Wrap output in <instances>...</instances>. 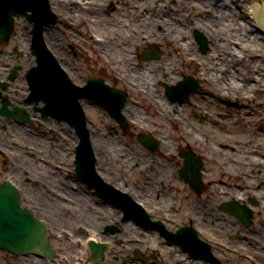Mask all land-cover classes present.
<instances>
[{
  "label": "rangeland",
  "instance_id": "obj_1",
  "mask_svg": "<svg viewBox=\"0 0 264 264\" xmlns=\"http://www.w3.org/2000/svg\"><path fill=\"white\" fill-rule=\"evenodd\" d=\"M62 1H65L67 4H50V6L57 11L56 14L59 16V22L56 27L51 26L48 28L51 34L58 37V42H52L50 44L54 54H56L59 60V64L68 73L73 82L78 85H84L89 78L104 77L112 86L118 85L122 87L130 96L129 103L134 109L133 113L127 115L129 116L128 118L135 120V125L130 123L126 127L121 128L96 102L81 100L87 115L88 129L93 133L94 138L98 139L99 143H102L108 149L109 161L111 157L115 158L116 155L122 158H119L122 164L121 167H119L118 164H115L112 168L108 167V165L102 167L105 180L116 184L121 189L127 190L132 194V192H137L136 189L144 186L145 183L146 185L148 184V178L155 167L161 168V170L164 171V176L168 182H170L169 189H171V194L175 198L174 205L169 207V210L163 213L161 212L159 217H156L157 214L155 215L153 211H150L148 206H155L156 209H158L157 204H151L142 196L136 199L133 195L134 200H140L141 203L144 202L143 205L147 206L146 208L152 216L151 220L162 222L169 232H177L179 228L176 226H180L183 223L198 228L199 224H193L188 217L190 215H197L198 208L208 207L209 211L210 205H216L219 199L222 201L226 198H221L219 196V193L223 190L221 186L216 187V189L213 187L201 195L195 193L186 186L178 176V171L183 166V159L180 157V154L186 151L191 152L203 160L209 171L219 173L221 170L216 163H220L219 160H222L221 163L224 164L226 161L224 159H219L220 155L216 154L211 147L217 148L216 145L225 136L230 138L235 136L244 137L249 141L255 140V142L264 144V99H261L263 93L260 92L255 96L250 93L252 96L250 101L240 100L238 93L245 92L248 94L251 89V86L246 84V87L239 85L238 88L235 89L230 86L231 97H229V99L232 100V103L226 102V98H214L213 95L216 97L220 96L218 91L216 92V85L219 84H217L216 80L213 81L211 77H206L205 74L202 75L201 67L204 62L196 60L195 62L188 63L187 59L182 55H180L179 58L176 54L170 53L168 47L162 43L154 44L142 42L140 44L136 40L131 42L129 38H127V41H130L127 54L133 59L132 64L137 70L143 69L144 64L149 65L144 69L145 73L148 74V71L151 72V64L163 62V58L168 57V55H171L173 57L172 59H177L178 64L176 65L175 61L172 62L177 68L176 81L174 84L167 83L160 75L157 76L159 78H152V84L156 87H153L154 90H150L142 81L138 82L136 76H128L134 79L135 83L146 86L148 91H142L140 89L133 90L132 88L128 89V83L125 82L126 80H121L118 75L117 78L112 74L113 66L120 71H122V69L118 66L117 62L113 63V59L116 58V55L108 50V45L106 46L104 43L101 44L103 36L105 35L94 25V18L92 17L94 10L90 11L80 8L79 6L83 4L78 3H84L83 0ZM224 1L236 11L238 10L237 12H241L245 22H254L251 11H249L248 8L251 2L256 1L264 3V0ZM237 5H239L241 9H238ZM116 7L117 6H114V4L107 3L104 5L103 10L111 13L116 10ZM97 11L96 9L95 13ZM97 13L100 12L98 11ZM82 15L85 16L81 17L82 20L78 21V17ZM75 17L77 20H75ZM196 31L202 33L208 42V50L206 52L201 50V46L196 40ZM258 32L263 34L259 27ZM190 37L193 38V47L197 53L203 56H207L210 53V41L204 31L195 29ZM261 43L264 46V41H261ZM235 46H237V44H235ZM152 49L154 50L151 51ZM156 51L159 53L158 57H144V54L149 52H152V56H155L154 54ZM259 60L264 64V48L262 51L254 50V53H246L244 60H239L236 63L237 65L244 66L239 69L244 68L250 73L248 76L250 80L261 78V83L264 87V77L262 75H251V71L253 70H258V73L264 74L263 67H254V63ZM219 69H221V67ZM186 78H192L200 85V90L191 94L189 102L182 105L173 102V105H168L166 103L167 106L162 107L159 105L160 108L153 105V100L160 102L161 99L158 97H166V85H177ZM223 87H226V83L223 84ZM146 98H150L151 101L150 99L146 100ZM168 102L171 101L169 100ZM234 102H237L240 106L246 104L250 107L243 109L242 107L234 106ZM229 111L233 112L232 118L229 117ZM245 114L250 116L245 118ZM141 116L146 121L141 120ZM233 118H237L239 122L237 124H232L230 120H234ZM258 118L262 119V121L258 122ZM48 119L49 118L44 119V123L47 124L45 128H41L40 125L37 127L43 137L41 134H35L33 136L31 133L32 131L29 129L31 132H28L27 135L22 137L17 135L14 139L19 138L23 144V148H27L23 152L27 160H30L27 158L28 151H33L34 153H38L37 155L43 156L44 160L42 162L36 156L34 159L39 160L43 167L49 168L48 171H50L51 174L46 172L45 176L47 178L49 177L50 179V177L53 176L57 178L59 176L58 178H60V180L51 182L50 180L43 179V177H31L32 175L30 173L33 171H31L28 162L26 163L25 169L16 172V170L12 168L13 155H0V183H4L7 178H10L12 183L18 184L19 187L22 188L20 193L22 206L24 208H29L37 217L48 222L49 235L51 238L50 242L53 244L52 247H54L56 252L68 258V264H70L75 262L77 257L81 256L80 254L82 251L85 252L86 250L85 247L76 249L75 240L68 239L64 236L63 230H69L76 234V232L81 229L75 223L77 221L79 222V220L76 219L74 222L65 223L64 220H60L61 218H56L55 214H53V216L50 211L40 204V200L31 196L30 191H28L29 188H34L37 189L38 192L45 195L47 194L55 199L57 198L58 201H60V207L68 214L71 212L70 209H72V204H70V202L75 200L74 197L78 194L76 192L77 188L83 186L88 189L86 184L84 185V183L78 181L74 176L76 174L75 151L80 142L75 133V129L65 122H56ZM194 123H196V127L193 128L195 131L194 134L202 142H195L193 136L183 132L187 130L188 127L190 128L188 124ZM33 128L34 127H32V129ZM142 133L150 134L158 140L161 148L157 154H151L150 151L139 142ZM6 136H4V138ZM206 136H208V140ZM256 138H260L261 140ZM48 141L49 143H47ZM3 142L15 145V141H10L9 138H5ZM253 147L256 148L257 146L252 145L251 148ZM57 149L59 156L55 152ZM221 149L225 150L224 148ZM26 173L30 177H28ZM218 176L216 175L215 178H218ZM48 192L51 194H48ZM39 196L40 195L37 194V197ZM63 212L64 211H62V213ZM214 212L220 213L222 215L220 216V218L222 217L221 219L224 218L223 215L225 213H221L218 208L215 209ZM115 214H117V212ZM119 216V221L116 222V225H121L122 223L126 224L127 221L123 220V214L121 215L120 213ZM227 216L231 218L230 215ZM203 223L207 227L210 226L208 220H204ZM141 229L142 231L140 232H121V230H119V232H121L120 235L113 237L108 234L107 237H105V239L109 238L113 241L115 246V253L113 254L115 257L114 259L125 260L127 257L132 259V255L138 249L148 258L146 262L140 260L139 264H162L164 262L163 255H168L167 253H169L165 250L167 246L166 241L157 231L144 228ZM126 237L139 238L140 244L134 245L133 247L128 246L126 243L122 242V238ZM82 238H84V236ZM167 247H172L170 249L172 255L174 253L177 254L176 250L183 253L180 246L170 244ZM176 247L178 249H175ZM238 248H242V251L248 252L244 250L241 245H238ZM236 259V263L238 264L237 261L241 260L238 258ZM251 263L254 264V261ZM0 264L44 263L40 260L37 261L32 255H16L0 249Z\"/></svg>",
  "mask_w": 264,
  "mask_h": 264
},
{
  "label": "flooded vegetation",
  "instance_id": "obj_2",
  "mask_svg": "<svg viewBox=\"0 0 264 264\" xmlns=\"http://www.w3.org/2000/svg\"><path fill=\"white\" fill-rule=\"evenodd\" d=\"M3 1L4 0H0V155H13L14 159L12 162V168L17 171L19 170L18 168H15V165L18 164L17 160L26 159V155H24L23 152L27 148H23V144L21 143V140H19V138H14L17 135L20 137L27 135V133L31 131L33 136L35 134L40 135L41 133L37 127L38 125H40L41 128H45L47 126V124L44 123L45 118H49L48 120L51 119L56 122H59V120L53 117H45L43 115V112L41 111V109L44 107V102L38 101L36 98L33 97V85L30 76L34 69H37L38 71L40 63L38 60V56L34 54L32 50L35 22L29 20V18L27 17V14H31L32 12L26 11V13H22V11H17L22 10V7H20V9L15 6L7 7L5 4H3ZM57 25L58 23L45 25L43 31L44 39L45 31H48L49 27H56ZM46 45L47 47H49L51 52L54 53L47 42ZM112 71V74L115 75L117 78L119 76L121 80H126L125 82L128 83V89L132 88L133 90L140 89L142 91H148L149 88L147 89L146 86H142L140 84L135 83L134 79L129 78L126 74L123 73V71L118 70L115 66H113ZM99 79H101L106 85L111 86L112 89L120 90L123 95L127 98V102L123 105L121 110V113L124 117V121H120L112 117L111 112L106 107V105H99L102 110L105 113L109 114V116L121 128L126 127L130 123L135 125V120L128 118L129 116L127 115L129 113H133L134 111V109L131 107V104L129 103L130 96L127 94V92L118 85L112 86L104 79V77ZM248 80L253 81L249 78ZM254 80H256V78ZM259 80L261 81V78H259ZM247 84H249V82H247ZM167 87L168 85L165 86L166 92ZM263 90L264 87L262 86V83H260V89L254 90L253 88H251L248 94L242 92L238 93V96L242 101H250L252 97L250 93H252L254 96L260 92L264 94ZM262 96L261 99L263 98ZM166 97L168 100H170L167 94ZM229 97H231V94H229ZM229 97H227L225 101L232 103V100H230ZM148 99L150 98H146V100ZM233 105L242 107L243 109H247L250 107L246 104L240 106L237 102H234ZM229 112V117L232 118L233 112ZM249 116L250 115L245 114V118H248ZM261 121L262 119L258 118V122ZM230 122L232 124H237L239 121L236 118L234 120H230ZM32 127H34V130L32 129ZM143 128L145 129L144 126ZM29 129L31 131H29ZM147 135L151 136L150 134L142 133L140 135V138L141 136ZM4 136H6L5 138L7 139L9 138L10 141H15V145L4 143ZM41 136L43 137L42 134ZM236 137L239 139L240 142H244L245 139H247L239 136H235V138ZM140 138L139 142L141 143ZM247 141V145L243 147L221 146V148H224L225 150L230 149L233 152L240 151V154L245 152L247 149L250 159H234L231 161H226V163L224 164H222L220 161V163H216V165L222 171H220L219 173L209 171L206 168V165L204 164L203 160L195 156L191 152L186 151L180 154V157L183 159V166L179 169L178 176L180 180L183 181L184 184H186V186H188L192 191L199 195L204 194L213 187H215L214 189H216V187L221 186L223 187V190H221L219 196L221 198L227 199L222 201L219 199L216 205H210V207L214 209L218 208L221 213H225L223 215V219H221L222 217L220 218V216H222L220 213L210 211L212 219L201 218V221L198 222L199 218L201 217V215L198 217V213L197 215H190L188 217L191 219L193 224H199L198 228L193 225H187L186 223H183L180 226H176L177 228H179L178 231L185 227H193L196 230V234L199 240L202 242V245L206 246L204 247L206 251L204 252V248H202L201 252H199L196 256L191 255V253H189L180 246L183 253L186 254L191 261L195 262V264H237L236 258L241 260L237 261L238 264H252V261H254V264H264V144L260 142H255V140ZM250 144H253L257 147L251 148L252 145L250 146ZM160 148L161 145L159 143V149ZM146 149L149 150L151 154H157L159 151L158 149L156 153H153L150 149ZM37 154L38 153H34L33 151H28L27 158L41 164V162L44 160L43 156ZM183 154L193 155L196 161L198 162L199 172L195 175L197 177L198 185V189L196 191L192 189L191 184L188 181L194 180V174L192 172H188L185 174L182 173V170L186 168L187 162L186 158L183 157ZM35 156L40 159L41 162L39 160L34 159ZM253 157L257 159L255 162H252L251 160V158ZM20 169L22 171V169L25 168ZM30 174L32 175L31 177L40 178L33 172ZM216 175L218 176V178H215ZM74 176L76 178V174ZM28 177L30 176L28 175ZM6 182H11L10 178H7L4 183ZM227 182L230 184H228ZM13 184L21 193L22 188L19 187L18 184ZM113 185L118 187L116 184ZM87 186L88 189H85H87V192H90L93 198V203L96 205L100 204L101 206H109L111 209H113V212L110 218H108V221H106L102 226H98L93 225L87 217L79 218L76 216L80 215V212H77V205L75 204L76 200L70 202V204H72V209H70V213L66 214L67 212L63 209L65 217L71 215L70 221H65V223L74 222L76 219H74L73 217H77L79 222L77 221L75 223L79 226V228H81L79 231L76 232V234L72 233L69 230H63L64 236H66L68 239L75 240L76 249L85 247L86 250L85 252L82 251L83 254L81 252V256L77 257V260L70 264H139L140 260L146 262L148 258L144 256L138 249L132 255V259L129 257H127V259L125 260L114 259L115 257L113 256V254L115 253V246L113 244V241L109 238L105 239V237H107L108 234L115 237L120 235L121 232H125L122 230V226L125 223H122L121 225H116V222L119 221L118 219L120 217V213L121 215L123 214V220L127 221V223H133L134 226L138 228H141V226L136 220L130 219L122 208L115 206L106 198H103L98 195L96 189L89 187V185ZM123 191H126L134 200L133 196L127 190ZM135 201L139 203L138 200ZM116 212L117 214H115ZM227 215H230L231 218ZM204 220H208L210 222V226L207 227L206 225H204ZM45 222L47 224V234L51 241L49 235V224L47 221ZM218 222H221L224 226H227L231 231H227L223 227H220V225H218ZM119 230H121V232H119ZM157 232L166 241L167 246L170 244L177 245L172 242H169L164 236L161 235L159 231ZM177 232L171 233L176 234ZM77 235L80 236V240H78ZM83 236L84 238H82ZM78 241H81V244L78 245ZM122 242L132 247L134 245L140 244L139 238L126 237L122 238ZM253 244H256L261 252H255L252 249ZM238 245H241L243 249L247 250L248 252L242 251V248L239 249ZM32 256L36 257L38 261L40 260L44 264L69 263L68 258L64 257V255H61L55 250V257L53 259H45L43 255Z\"/></svg>",
  "mask_w": 264,
  "mask_h": 264
},
{
  "label": "bare ground",
  "instance_id": "obj_3",
  "mask_svg": "<svg viewBox=\"0 0 264 264\" xmlns=\"http://www.w3.org/2000/svg\"><path fill=\"white\" fill-rule=\"evenodd\" d=\"M49 2H51L50 4L52 5L61 3L67 4L62 0H49ZM83 2L84 3H78L83 4L82 6L77 5L86 10H94L92 13L94 25L105 35L103 36L101 44L104 43L106 46L108 45V50L113 52L114 55H116L115 59L118 60L113 59V62L118 63V66L122 69L124 74L127 76H136L137 81H142L150 90H154L153 87H156L152 84V78L160 75L167 83L174 84L177 74L175 64L177 65L178 61L177 59H172L173 57L171 55H168V57L163 58V62L151 64V72L148 71V74L145 73L144 69L149 65L144 64L143 69L137 70L132 64L133 59L127 54V48L130 46V41L128 42L127 38L131 39V42L136 40L140 44L142 42L154 44L162 43L168 47L170 53L176 54L179 58L180 55H182L187 59L188 63L195 62L196 60L204 62L201 67L202 75L205 74L206 77H211L213 81L216 80L217 84H219L216 85V92L218 91L220 96L216 97L213 95L214 98L225 99L229 97L231 90L230 86L234 89L238 88L239 85L246 87L247 82H249L251 88L254 90L260 89L261 81L258 78L249 81L248 76L250 73L244 68L239 69L244 66L237 65L236 62L244 60L246 53H254V50L262 51L264 46L261 41H264V33L258 32V27L255 25V22H245L241 12H237L238 10L236 11L224 0H83ZM107 3L117 6L116 10L111 13L103 10L104 5ZM51 8L55 10V8ZM237 8L241 9L239 5H237ZM248 8L249 11H251V5ZM96 9L100 13H97L98 11L95 13ZM83 16L85 15L78 17V21L82 20L81 17ZM75 20H77L76 17ZM195 29L204 31L210 41V53L207 56L200 55L193 47V38L190 36ZM45 40L52 49L50 43L58 42V37L54 36L49 31H45ZM235 44H237V46H235ZM173 61L176 63H172ZM255 66L264 68V64L260 60L254 63V67ZM220 67L221 69H219ZM258 72V70H253L251 71V75L255 76L258 74L264 77V74ZM225 83L226 87H223ZM262 97V99H264V94ZM158 98L161 99V101L158 102L156 100V102L154 100L153 105L155 107L160 108V106H167L166 103L168 105H173L172 102H168L169 100L166 97ZM141 120L146 121L142 116ZM188 126H190L191 130L188 127V129L183 132L193 136L195 142H202L194 134L195 131L193 128L196 127V123L188 124ZM90 136L97 158L96 169L102 177H104L102 167L105 165H108L110 168L115 164H118L119 167L122 166L119 160V158H121L120 156L116 155L115 158L111 157L109 161L108 149L102 143H99L98 139L94 138L92 132H90ZM206 137L208 140V136ZM256 139L261 140L260 138ZM247 142V139H245L244 142H240L237 137L230 138L225 136L219 141V145H216L217 148L211 147V149H214V152L220 155L219 159H224L225 161L234 159L240 160L242 158L250 159L247 149L240 154V151L233 152L230 149L223 150L219 148L221 145H226L228 147H243L247 145ZM47 143H49V141ZM251 145L253 144H250V146ZM55 152L59 156L58 149L55 150ZM251 160L255 162L257 159L253 157ZM31 161L32 160L27 159L17 160L18 164L15 165V168L21 170L20 168H25L28 162L31 171L38 177H43V179L50 180L51 182L60 180V178H58L59 176L57 178H54V176L50 177V179L49 177L47 178L45 176L46 172L51 174V172L48 171L49 168L43 167L38 162ZM148 180L149 182L147 185L145 183L144 186L136 189L137 192H132L131 195H134L136 199L140 196L145 197L151 204H157L158 209H156L155 206H148V208L150 211H153L155 215L157 214L156 217H159L161 212L163 213L169 210V207L174 205L175 198L171 194V189H169L170 182H168L164 176V171L161 170V168L155 167ZM28 191H30L31 196L40 200V204L48 211L55 214L56 218L59 217L62 221H70L71 215L64 216V212L62 213L63 209L60 207V201H58L57 198L55 199L47 194L45 195L38 192V190L34 188H29ZM77 193L78 194L74 197L76 200L77 212H80L79 216L76 215L77 217H87L93 225L98 226H102L108 221L113 209L109 206L94 204L90 192H87V189L83 186L77 188ZM37 194L40 196L37 197ZM48 194L50 193L48 192ZM139 202L141 201L139 200ZM214 210L215 209L212 207L209 209V211ZM197 211L198 217L201 215L198 222L201 221V218L212 219L208 207L198 208ZM77 217L73 218L78 219ZM218 223L220 227H223L227 231H231L221 222ZM122 230L125 232L142 231L141 228L134 226L133 223L124 224ZM77 237L78 240H80V236L77 235ZM79 244H81V241H78V245ZM171 248L166 246L165 250L170 253ZM175 249L178 248L176 247ZM252 249L257 253L261 252L256 244L252 245ZM169 253H167L168 255H163L164 262L162 264H195L186 254L180 253L178 250H176L177 254L174 253L172 255ZM34 258L36 259V257Z\"/></svg>",
  "mask_w": 264,
  "mask_h": 264
},
{
  "label": "water",
  "instance_id": "obj_4",
  "mask_svg": "<svg viewBox=\"0 0 264 264\" xmlns=\"http://www.w3.org/2000/svg\"><path fill=\"white\" fill-rule=\"evenodd\" d=\"M3 4L19 9L22 7V10H17L22 13L32 12L27 14L29 20L35 22L32 50L38 56L40 63L38 71L34 69L30 76L33 97L44 102L45 106L41 111L45 117H53L59 122L68 123L75 129L80 140L76 149L77 179L96 189L101 197L122 208L127 216L136 220L141 227L157 230L169 242L181 246L191 255H198L206 246L202 245L193 227H185L176 234L169 232L161 222L152 221L143 207L129 195L107 184L96 169L97 158L81 100L88 99L100 105H106L112 117L124 121L121 110L127 98L120 90L112 89L99 78L88 79L84 86L72 81L47 47L43 36L45 25L58 23L57 16L51 11L49 0H4ZM251 14L255 25L264 33V3L252 1ZM195 37L201 50L206 52L208 42L205 36L196 31ZM154 55L152 56V52H149L145 53L144 57H158L159 53L156 51ZM198 90L199 84L192 78H186L175 86H168L167 96L172 102L182 105L187 103L191 94ZM140 141L153 153L159 149L158 141L149 135L141 136ZM183 157L187 162L182 173L194 174V180L188 181L192 189L196 191L198 185L195 175L199 172L198 162L191 154H183ZM0 249L16 255L24 253L43 255L45 258L54 257L46 223L29 208L22 206L21 195L10 182L0 184Z\"/></svg>",
  "mask_w": 264,
  "mask_h": 264
}]
</instances>
